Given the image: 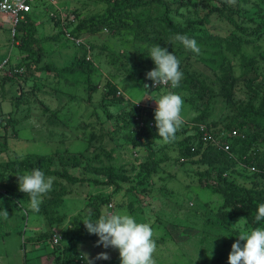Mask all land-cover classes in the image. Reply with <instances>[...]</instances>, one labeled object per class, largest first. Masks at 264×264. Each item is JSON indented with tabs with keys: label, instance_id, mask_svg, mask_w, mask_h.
Wrapping results in <instances>:
<instances>
[{
	"label": "rangeland",
	"instance_id": "rangeland-1",
	"mask_svg": "<svg viewBox=\"0 0 264 264\" xmlns=\"http://www.w3.org/2000/svg\"><path fill=\"white\" fill-rule=\"evenodd\" d=\"M117 1L121 5L123 0ZM130 2L135 3L126 7L122 14L121 11L117 14L113 12L112 7L117 5L113 0H31V9L25 14V20L16 24L17 32L21 24L27 25L30 22L34 27L32 37L35 41H32L31 49L39 53L36 54L37 62L29 63L28 69L31 71L36 64L44 63L58 68L72 60L70 56L74 52V45L61 35L59 27L49 18L50 10L57 8L63 12L79 13L85 18L92 16L96 22L100 21L98 28L83 27L78 36L85 43L92 44L91 53L95 52V59L91 55L93 67L89 69L88 77L85 72L80 71L57 74L41 71L34 73L35 77L38 76L35 80L16 78L12 82H6L1 81L0 73V164L33 153L83 151L85 155L89 154V162L107 164L111 161L119 164L127 177L126 180L118 181L116 189L112 185L89 181L68 183L57 179V188L60 184L64 192L56 205L50 207L56 216L52 220L42 212V206L50 200L49 196L43 197L39 211H33L30 200L25 196H18L15 190L10 191L13 199L0 197V212L6 209L9 213L7 219L0 216V264H55V254L51 251L52 244L49 241L50 230H55L60 235V244L63 245L70 233L76 229V222L90 216L94 198L99 194L109 196L108 202L112 205L108 209V202L103 203L99 216L105 212L126 211L138 222L148 223L153 228V238L157 245L154 253L155 264H228V254L232 243L238 239L237 235L243 230L264 227L263 220L257 222L243 213L231 212L234 206L230 201L225 203L226 197L221 192L202 191L195 186V177L184 175L194 173L190 170L191 166L186 164L184 168L182 164L178 165L174 161L179 155L178 145L183 138V132L177 131L176 138L171 143H164L161 139L156 140L152 148L144 143L131 147L124 137V129L117 127L121 120L116 122L113 118L106 119L107 114L100 105V94L109 80L115 83L118 80L115 85L129 100H140L153 106H156L155 100L162 95L175 92L182 96V115L185 121L204 112L205 115L201 118L203 122H216L215 127L212 126L211 134L216 137L223 135L224 140H227L232 128H222L223 123L238 103L251 99L258 107L263 106L264 34L241 43L238 50L232 48L234 52H226L224 58L215 52L220 47L218 38L233 28L225 18L213 12L199 25L195 35L189 37L194 38L200 46L201 51L197 55L175 40V35L163 26L159 17L165 5L172 20L183 26L186 20L200 18L209 8L221 4L235 7L236 0ZM254 2H258L264 12L261 0H248L239 4L241 16L234 13L233 20L245 26L254 25L247 19L257 18L258 7ZM108 22L112 24H107ZM195 25L197 24L193 27ZM7 27L6 24L0 25V62L6 57L10 62H25L22 61L25 52L22 50L21 38L11 40ZM201 27L217 36L213 40L205 39L199 32ZM153 44L173 52L180 60V69L184 76L180 81L183 85L179 84L177 89L159 87L148 90L144 83L148 80L146 73L151 68H138L134 74H129V59H125L124 68L111 61V52L128 56L140 52L149 53ZM249 57L255 59V70L247 64V72L242 73L243 62ZM228 66L234 67L232 75L235 80L223 81ZM29 71H26V76ZM189 73L202 78L209 89L188 87L186 81ZM217 75L221 76V80L217 79ZM248 77H253L255 82L261 84L262 89L256 86L258 93L250 94L244 85L243 79ZM88 80L93 83L94 89L85 88ZM227 87L231 88V94ZM88 91L90 95H87ZM196 91H202V95L198 96ZM14 95L17 96L13 98ZM126 102L124 99L115 108L107 105L106 112L113 116L118 108L126 106ZM216 127L220 130H216ZM90 133H93L91 137ZM157 145L160 146L157 158H163L162 168L156 173L158 176L152 177L147 188L137 183L138 162L150 150L153 152ZM99 148L109 152V159L102 151L98 153ZM259 149H264V146L259 145ZM93 153H98L95 160L91 156ZM233 154L236 157V153L232 151ZM192 167L195 169L194 164ZM67 170L75 176H91L83 175L82 167H68ZM236 170L245 174L249 172L236 167L230 175L236 181L244 183ZM47 177L52 180L54 178ZM14 178L16 189H19L18 177ZM245 185H249V182L246 181ZM4 188L0 187L1 194ZM97 240L98 236L81 240L77 244L78 252L85 263L88 264L91 260L93 264H120L119 251L111 247L105 249L96 244ZM223 250V257L215 260ZM104 251L109 253L110 259H95L98 253Z\"/></svg>",
	"mask_w": 264,
	"mask_h": 264
},
{
	"label": "trees",
	"instance_id": "trees-1",
	"mask_svg": "<svg viewBox=\"0 0 264 264\" xmlns=\"http://www.w3.org/2000/svg\"><path fill=\"white\" fill-rule=\"evenodd\" d=\"M246 1L248 0H236L235 7H231L229 5L223 6V4H221L216 7L209 8L201 15L200 18L196 20H186L183 26H179L172 20L169 15V9L166 5L159 18L163 23V26L168 30L169 33L173 35L182 34L191 37L195 35L194 32L199 29V25L203 24V22L207 20L208 16L211 13L216 12L217 16L225 18L226 21L229 22V25H231L233 28V30H228L225 35L218 38L219 42L217 43H219L220 47L215 52L220 53L222 57L225 58L226 56L224 55L226 54V52H234L232 48L238 50L241 43L248 42L250 40H253L254 38L259 37V35L261 36L262 34H264V12L258 2H254L258 7L256 16L257 18H247L251 20L254 25L245 26L241 23L238 24L233 20L232 15L234 13L241 16L239 4L241 5ZM261 1V4L264 5V0ZM113 2L117 4L112 7L113 12H117V14L120 11L122 14L126 7H131L135 3L130 2V0H123L121 5H118L117 0H113ZM68 13H72L74 17V20L68 24L69 33L73 37H77L80 39V42L76 44L72 42V44L74 45V52L70 56L72 60L58 68L52 65L48 66L44 63L36 64L32 69L33 72L32 70L29 71V63L32 61L34 63L37 62L36 54H38L39 52H34L31 49V43L33 40L35 41V38L32 37V32L34 30L33 25L30 22L27 25L21 24L18 32L15 30V33L12 37L13 40L20 38L22 40V50L25 52V55L22 57V61L25 62L20 61L15 63L16 65H22L23 70L21 73H16L12 76H2L1 81L5 80L6 82H12L13 79L16 78L26 81L29 78L35 80L38 76L35 77L34 73L41 71H45V73L52 71L55 74L59 72L78 73L80 71L82 73L85 72L86 76L88 77L90 71L89 69H92L93 67L91 55L95 59V52L92 51L91 53L92 44L85 43L78 36L81 33V29L83 27L88 26L98 28L100 25V21L96 22V20H93L92 16H90L89 18H85L81 17L79 13ZM101 21H104V18H101ZM54 23L58 26L57 21H55ZM109 23L110 22H108L107 24ZM195 23L197 25L193 27ZM234 30H237V32H234ZM58 31L61 33L60 30ZM199 32L201 33V36L207 40H213L217 36L215 34L209 33L202 27L200 28ZM61 35L63 34L61 33ZM217 43L214 42V44ZM34 54L35 56H33ZM87 56L88 58L86 59ZM110 56L112 57L111 61L113 62V64L119 63L120 68L126 67L125 59H129V74H134L138 68L148 67L153 69L155 67V64L149 56L148 52H140L137 55L135 54L131 56H128L127 54H116L114 52H111ZM254 61V57L245 59L243 62L244 70L242 71V73L247 72V64H250L252 69L255 70V67L253 66ZM10 64L11 62L8 58L9 67L11 66ZM233 70L234 67L228 66V72L224 74L223 81H227L229 79L235 80V77L232 75ZM26 71H29L27 76ZM188 77L189 78L186 81L188 87H191L192 89H196L197 87L209 89V86L204 83V80L202 78L194 76V74L192 73H189ZM220 77V75H217L218 80H221ZM254 78L248 77L243 79V82L245 83L244 85L250 91V94L259 92L256 86H258L259 89H262L261 84L259 82V84L255 82ZM211 81L213 83L215 82L212 79ZM149 82L150 79L146 80V82L144 83V85H148V87H146L148 90L159 88H150ZM116 83L111 80H109V82H106L100 94L101 108L103 112L107 114L105 118H113L116 122H120L121 120L117 127H120L122 130L124 129V137L127 139V143H129L131 147H136L137 145H141L142 143H144L145 146H150L152 148L156 140L162 139L158 136L155 126V120L153 126H142L140 128H136L132 119V116H134V114L136 113V109L133 107V105L127 102L125 103L126 106L124 108L117 107V111L113 113L114 117L106 112L105 108L107 105H112L115 108L124 100L122 96H115V90L117 87L115 85ZM181 85L183 84H180V86ZM93 86L94 85L90 82V80H88L85 84V88H87V90L94 89L95 86ZM231 92L232 91L230 88L228 90V93L231 94ZM89 93L90 91H88L87 95H90ZM196 93L198 94V96L202 95V91H196ZM15 96L17 95H14L12 97L14 98ZM204 115L205 114L203 112L197 115V117L195 116L185 121L181 129L178 130L183 132V138L180 140V143L178 145L179 155L175 157L174 161H176L178 165L182 164L184 168L186 167V164L191 166L190 170H193L194 174L184 175L195 177V186L200 187L202 191L221 192L226 197L225 203H227V201H230V204L234 206L233 209L230 210L231 212L243 213L250 220H254L258 204L264 203V149H259V145L264 146V102L263 106L258 107L254 104V102H252L251 99H246L244 102L238 103L231 111V113L227 116L225 122L223 123L224 127L222 128H226L228 130L232 128L237 131L236 135L228 136L226 140L229 146L227 151L222 150L220 146H216L211 142L200 140L198 134L195 131L196 123H204L208 127L210 133H212V126L215 127L216 125V122L213 121L210 123L203 122L201 118ZM217 129L218 127H216V130ZM92 135L93 133H90V137ZM159 147L160 146L157 145L153 152L150 150V152H148L143 157V159L139 160L138 162V171L136 176L139 178V180L137 181V183L143 184L144 187L148 188L147 185L150 183L152 177L155 175L158 176V174L156 173L162 168L161 163H163V158H157ZM91 148L94 149L93 147ZM99 149L100 150L98 153L102 151V148ZM232 151L236 153V157L234 156V154L232 155ZM90 152H92V150H90ZM102 152L109 159V152ZM98 153L91 154L94 160L98 156ZM88 155L89 154L85 155L83 151H80L78 153H69L68 151H64L63 153L61 151L55 150L54 152L48 154L33 153L27 154L20 159L5 161L0 164V187H5L4 192H2V194L0 192V197L13 199L11 192L12 190H15L18 196H25L29 199L27 194L21 192L19 189H16L14 176L17 178L16 175H20L24 172H30L32 169H40L45 173L46 177L54 176L52 190L44 196H49L50 200L47 204L42 206V212L44 213V215L49 220H52L55 219L56 216L53 215V211L50 207H52L53 204L54 206L56 205L64 192V188L61 187L60 184H58L57 188V179H62L68 183H83L84 181H89L95 184L112 185L114 189L118 187L119 180H126L127 176H125V173L120 168L119 164H115L111 161H108L107 164H101V162L97 163L94 161L89 162L90 157ZM193 164L195 165V169H193L192 167ZM68 167H82V174H91V176H75L68 172ZM197 167H200V169H198ZM236 167L249 172V174H245L241 171L238 172V170H236L240 174V178H242L244 183L238 182L233 177H230ZM249 167H253V170H250ZM4 174H6V178L3 177ZM159 178L162 179V176H159ZM246 181L249 182V185H245ZM108 200L109 196L107 195L99 194L98 196H96L92 205V213L89 217H91V219L93 220H96L99 216V212L101 211L100 206L103 203L108 202ZM111 206L112 205L107 206V208L109 209ZM76 223V229L72 233H70V235L67 237V241H65L63 245L60 244V240L57 244L51 243V251L55 254L53 258L55 264H87L85 263L82 255L78 252L77 244L81 242V240L94 238L97 236L95 234H89L87 232L83 221H77ZM50 231L51 235L52 230ZM224 253V250L221 251L218 256H216L215 260L223 257Z\"/></svg>",
	"mask_w": 264,
	"mask_h": 264
},
{
	"label": "clouds",
	"instance_id": "clouds-1",
	"mask_svg": "<svg viewBox=\"0 0 264 264\" xmlns=\"http://www.w3.org/2000/svg\"><path fill=\"white\" fill-rule=\"evenodd\" d=\"M175 40L193 53L200 54V46L194 38L176 34ZM149 56L155 67L146 73V78L152 80L154 86L163 84L170 85L173 89L179 87L184 73L180 69V60L177 56L158 44L151 46ZM144 86L148 87L147 84ZM139 102L140 100L135 104ZM155 102L154 120L158 136L164 143H171L175 140L177 131L185 123L182 115V96L168 92ZM16 176L19 190L29 197L30 208L39 211L43 197L52 190V178L46 177L40 169H32L30 172ZM0 216L7 219L9 213L3 209ZM261 220H264V203L258 204L255 214V221ZM82 221L89 234L98 236L97 245L119 251L120 264H155L154 253L157 245L153 238L154 230L148 223L138 222L126 211L105 212L96 220L89 217ZM69 226L70 224L67 227ZM237 236L238 239L232 243L228 254V264H264V227L243 230ZM241 241L244 243L241 244ZM95 259L108 260L110 256L104 251L98 253ZM88 264L93 262L89 260Z\"/></svg>",
	"mask_w": 264,
	"mask_h": 264
},
{
	"label": "built area",
	"instance_id": "built-area-1",
	"mask_svg": "<svg viewBox=\"0 0 264 264\" xmlns=\"http://www.w3.org/2000/svg\"><path fill=\"white\" fill-rule=\"evenodd\" d=\"M31 0H0V25L6 24L8 25V30L10 33V36H12L15 33V27L16 24L20 21L25 20V14L30 11V2ZM48 16L50 19L55 22L57 21L58 27L63 34L64 37L69 39L70 41L74 42L75 44L80 42V39L77 37H73L69 33L68 24L74 20L73 14L68 12H63L59 9L51 10L48 12ZM88 56L86 57V59ZM11 68L8 66V58H4L0 62V73L2 76H12L16 73H21L23 70L22 65H16V63L11 62L10 64ZM150 88H156V87H163V88H171L170 85H163V84H157L154 86V83L152 80L149 82ZM115 96H122L125 101L133 105V107L136 109V113L134 116H132L133 123L136 128H140L142 126H153L154 124V110L156 106L151 105L148 102H139L135 104L138 101L129 100V98L123 93V91L120 88L116 87L115 90ZM195 131L198 134L200 140L211 142L215 144L216 146H220L222 150L227 151L228 150V143L226 140H224V136L221 135L220 137L213 136L208 127L202 123L198 122L195 124ZM237 131L235 129H231L228 133V136L236 135ZM250 170H253V167H249ZM111 204L108 203L107 206H110ZM50 242L52 244H57L60 240V235L55 231L52 230V233L50 235Z\"/></svg>",
	"mask_w": 264,
	"mask_h": 264
}]
</instances>
